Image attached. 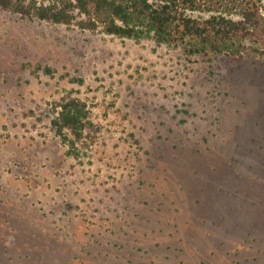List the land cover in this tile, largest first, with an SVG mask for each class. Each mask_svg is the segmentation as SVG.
Returning a JSON list of instances; mask_svg holds the SVG:
<instances>
[{
  "label": "rangeland",
  "instance_id": "374dc122",
  "mask_svg": "<svg viewBox=\"0 0 264 264\" xmlns=\"http://www.w3.org/2000/svg\"><path fill=\"white\" fill-rule=\"evenodd\" d=\"M0 264H264V60L0 9Z\"/></svg>",
  "mask_w": 264,
  "mask_h": 264
},
{
  "label": "trees",
  "instance_id": "16d2710c",
  "mask_svg": "<svg viewBox=\"0 0 264 264\" xmlns=\"http://www.w3.org/2000/svg\"><path fill=\"white\" fill-rule=\"evenodd\" d=\"M0 9L30 21L153 39L181 46L186 55L264 60L262 0H0ZM60 106L58 131L65 128L79 138L85 104L70 99Z\"/></svg>",
  "mask_w": 264,
  "mask_h": 264
}]
</instances>
